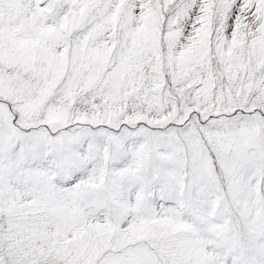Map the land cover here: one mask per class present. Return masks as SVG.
Instances as JSON below:
<instances>
[{"label":"snow or ice","instance_id":"obj_1","mask_svg":"<svg viewBox=\"0 0 264 264\" xmlns=\"http://www.w3.org/2000/svg\"><path fill=\"white\" fill-rule=\"evenodd\" d=\"M0 264H264V0H0Z\"/></svg>","mask_w":264,"mask_h":264}]
</instances>
